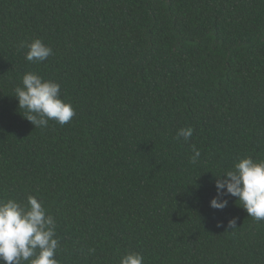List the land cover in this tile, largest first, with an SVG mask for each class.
I'll return each instance as SVG.
<instances>
[{
	"label": "trees",
	"instance_id": "obj_1",
	"mask_svg": "<svg viewBox=\"0 0 264 264\" xmlns=\"http://www.w3.org/2000/svg\"><path fill=\"white\" fill-rule=\"evenodd\" d=\"M33 39L54 55L28 62ZM28 72L69 123L23 117ZM243 157L264 160V0H0V200L43 202L59 264H264V221L209 207Z\"/></svg>",
	"mask_w": 264,
	"mask_h": 264
},
{
	"label": "clouds",
	"instance_id": "obj_2",
	"mask_svg": "<svg viewBox=\"0 0 264 264\" xmlns=\"http://www.w3.org/2000/svg\"><path fill=\"white\" fill-rule=\"evenodd\" d=\"M28 62L41 63L52 55L53 49L40 39L22 42ZM14 97L23 117L35 128H46L49 121L63 126L75 116L72 105L61 99V85L53 80L28 72L22 77L21 86L15 88ZM193 135L191 127L181 128L177 139L188 141ZM191 160L196 163L200 151L193 146ZM215 195L209 207L222 211L231 196L237 198L249 217L264 221V160L243 157L234 162L231 170L214 176ZM237 217L228 221V227H236ZM60 246L57 222L43 202L29 195L26 202L15 199L0 200V264H59L55 258ZM119 264H145L140 252L129 251Z\"/></svg>",
	"mask_w": 264,
	"mask_h": 264
}]
</instances>
